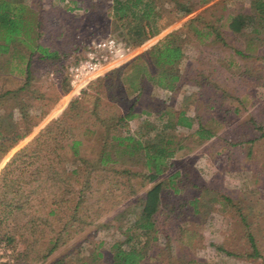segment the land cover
I'll list each match as a JSON object with an SVG mask.
<instances>
[{"label":"trees","instance_id":"16d2710c","mask_svg":"<svg viewBox=\"0 0 264 264\" xmlns=\"http://www.w3.org/2000/svg\"><path fill=\"white\" fill-rule=\"evenodd\" d=\"M51 1L54 4L58 0ZM59 1L63 2L66 12L83 7L84 2ZM208 1L85 0V10L93 14L103 11L96 16L97 22L102 21L106 29L112 33L117 31L131 44L141 45ZM42 13L39 0L33 4L28 0H0V73L17 72L24 76L19 86L0 93V100L7 95L28 99L27 102L19 100L13 109L19 112L20 119L14 117L13 111L6 113L0 107V159L28 136V122L37 125L59 95L70 90L67 68L71 52L67 51V39L63 38L60 47L47 42ZM248 30L258 38L261 36L264 43V0H224L192 17L135 58L89 82L76 94L62 115L20 148L1 171L0 264L45 262L57 249L99 220L103 211L117 206L119 193L136 195L153 182L141 203L129 205L127 220L132 221L129 228L133 231L124 241L114 242L110 262H101L99 243L88 257H77V261L71 258L70 264H153L155 259L147 258V252L152 242L158 240L157 234L170 240L177 232L180 240L191 244L197 233L180 228L173 211L193 217L200 212L201 200L229 203L230 197L220 194L223 198L220 199L215 188L209 195V189L197 185H194L196 194L186 193L185 182L178 172L169 175L167 181L156 180L172 166L171 160L178 151L194 149L216 136L210 122L212 117L206 118L201 113V105L210 113L220 111V122H224L229 114H239L240 103L245 98L236 94L240 103H228L226 91L217 110H213L215 106L210 101L213 96L184 94L178 107L168 104L167 100L185 84L191 82L202 88L211 82L199 81L205 70L194 72L204 58L195 57L189 77L181 66L186 59L185 46L194 38L215 44L211 49L213 53L219 52V56L207 62L212 73L221 75V67H225L235 77L249 78L252 70L248 65L241 67L232 59L228 64L221 63L226 46L231 50L230 56H252L253 48L259 44L248 37ZM228 33L235 37L247 36L244 47L232 46L225 37ZM209 54L211 51L206 55ZM260 57L264 58V53ZM36 60L61 61V94L50 103L45 94L33 95L30 86ZM258 77L251 81L255 82ZM153 85L165 90L166 95L168 92L169 97L161 102L154 100L150 93ZM236 89L243 90V87ZM38 103L40 106L36 108ZM135 119L139 122L132 129L130 121ZM180 128L187 129V133L181 134ZM37 195L41 196L34 198ZM248 236L255 246L253 235ZM21 242L22 247L18 249ZM255 254H258L256 249ZM49 264H67V259L59 257Z\"/></svg>","mask_w":264,"mask_h":264},{"label":"rangeland","instance_id":"374dc122","mask_svg":"<svg viewBox=\"0 0 264 264\" xmlns=\"http://www.w3.org/2000/svg\"><path fill=\"white\" fill-rule=\"evenodd\" d=\"M28 1L31 4L34 2V0ZM222 1L224 0H209L198 5L191 14L171 22L141 45H133L136 48V55L133 58L143 53L168 33L182 27L192 17ZM39 2L42 10H44L42 18L44 29L48 35L47 42H52L54 47H60L63 45V38L66 37L67 51L71 52L69 61L74 60L77 35L82 40H88L90 38H104L107 34L112 33L105 28V23L95 20L96 16L103 11L94 14L88 12L85 10V0L82 2L83 7L71 12H66L62 8L63 2L59 0L54 4L51 0H39ZM248 32L250 33L249 30ZM113 34L118 35V32ZM53 35L55 36L53 37ZM225 37L235 47H244V41L247 40L245 35L235 37L232 33H228ZM248 37H253L251 40L259 44L253 48L251 57L230 56L231 50L227 46L225 51L221 53L223 55L221 63L228 64V61L232 59L241 67L248 65L251 68L250 77L246 79L235 77L225 67H221L222 72L220 73H223L221 75H217L219 72H211L212 70L207 64L208 59H217L219 56V52L214 50L213 53L211 49L215 44L194 38L185 46L186 59L181 66L186 75L188 77L191 75V63L195 57H201L204 59L194 72H198L197 69L205 70V75H201L199 81L207 82L210 80L211 82L202 88L193 85L191 82L185 84L178 93L171 94L170 99L167 100L168 104L178 107L182 102L183 95L191 93H198L208 98L213 96L210 100L215 106L213 110L222 106L221 100L225 97L226 91L229 92L227 95L228 103L235 105L240 103L236 94H239L241 99H245L243 103H240L241 111L239 114H229L226 120H223L224 122H220V111L210 113L205 106L201 105V113L206 118L212 117L210 122L214 125L216 136L194 149L186 148L178 151L171 160L172 166L156 182L167 181L169 175L178 172L179 178L185 182L186 193L196 194L198 190L196 191L194 185L206 187L209 189V195L212 192L211 189L215 188V192L218 193L217 197L223 199L220 194L227 195L231 202L201 200L199 203L200 212L193 217L173 211V216L178 218L176 222L180 228L194 231L197 235L193 236L191 244H188L183 239H179L177 232L174 234V238L170 240L168 238L166 240L162 235L157 234L158 240L152 242L147 252V258L153 257L155 260L154 263L148 260V263L170 264L172 261L173 264H264V76L258 77L264 75V58L260 57L264 53V43L261 36L258 38L254 33H250ZM210 51L211 54L207 56L206 54ZM60 62L51 63V61L36 60L33 64L34 72L30 82L33 95L45 94L48 103L61 94L59 89L63 83V75L59 69ZM67 62L68 60L64 63ZM209 71L210 74H208ZM254 77L258 78L252 82ZM23 81L24 76L17 72L12 74L0 73V93L7 89L16 88ZM251 82L254 84L253 86ZM238 86L243 87V90L236 89ZM85 87H76L72 90L70 86L67 94L59 95L60 98L56 99V103L50 107L43 120L37 125L27 123L30 133L1 157L0 174L11 157L33 140L50 121L60 117L70 101ZM214 87H217V91L214 90ZM150 93L153 99L158 102L169 97V93L167 92L166 95V91L157 85L152 86ZM146 95L147 91L144 93V96ZM24 97L7 95L0 100V107L4 108L6 113L13 111L14 117L20 119L19 112L13 109L19 100L27 102L28 99ZM203 99L206 100V98ZM39 106L40 103L36 105V108ZM138 122V119L130 121L131 128L134 129ZM195 124H197L196 120ZM180 133L186 134L187 129L180 128ZM250 139H254V141L250 142ZM33 165L37 166L38 163ZM94 179L96 181V178ZM153 185L154 182L148 187L142 188L136 195L119 193L117 206L111 210L103 211L99 220L87 226L78 236L57 249L45 262L39 264H49L63 256L66 257L67 264H70L71 258L75 257L74 261H77V257H88L90 250L99 243L101 245L98 250L103 254L100 259L101 262H110L112 260L111 247L114 242L124 241L127 234L133 231L129 228L133 224L132 221L127 220L130 217L129 205L133 202L141 203V200L145 198L146 191ZM25 187L29 189L28 185ZM40 196L37 195L34 198ZM109 206L110 204L107 205V207ZM176 229L178 228L176 227ZM249 234L253 235L255 246L251 244ZM21 247L22 242L18 244V249ZM255 249L258 254H255Z\"/></svg>","mask_w":264,"mask_h":264},{"label":"built area","instance_id":"2783aa9c","mask_svg":"<svg viewBox=\"0 0 264 264\" xmlns=\"http://www.w3.org/2000/svg\"><path fill=\"white\" fill-rule=\"evenodd\" d=\"M74 60L67 74L72 90L86 86L109 68L123 64L136 55V48L119 35L109 33L104 38L82 40L77 35Z\"/></svg>","mask_w":264,"mask_h":264},{"label":"crops","instance_id":"0c3cea01","mask_svg":"<svg viewBox=\"0 0 264 264\" xmlns=\"http://www.w3.org/2000/svg\"><path fill=\"white\" fill-rule=\"evenodd\" d=\"M108 70H110V68Z\"/></svg>","mask_w":264,"mask_h":264}]
</instances>
